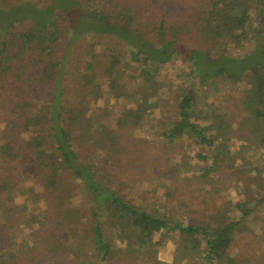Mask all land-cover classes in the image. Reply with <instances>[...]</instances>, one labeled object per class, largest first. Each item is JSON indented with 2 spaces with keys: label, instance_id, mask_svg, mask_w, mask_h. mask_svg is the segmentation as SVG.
Instances as JSON below:
<instances>
[{
  "label": "trees",
  "instance_id": "16d2710c",
  "mask_svg": "<svg viewBox=\"0 0 264 264\" xmlns=\"http://www.w3.org/2000/svg\"><path fill=\"white\" fill-rule=\"evenodd\" d=\"M58 1L0 5V120L10 139L5 147L16 149L7 166L14 179L20 174L42 190L28 217L30 205L4 196L0 175V264H165L159 251L174 233L176 264L193 256L240 264L230 255L235 236L258 210L255 196L264 202V0H69L60 9ZM15 12L28 15L11 19ZM236 36L255 40L253 52L218 56ZM95 43L103 51L96 53ZM179 66L191 69L192 88L181 93L163 74L182 77ZM198 84L237 86L241 96L230 98L234 110L200 118ZM131 102L137 111L162 113L166 141L195 140L205 151L198 157L209 162L205 178L257 155L242 188L248 201L234 207L238 220L181 224L114 185L126 136L145 125L134 111L117 113ZM238 143L246 155L232 152Z\"/></svg>",
  "mask_w": 264,
  "mask_h": 264
},
{
  "label": "rangeland",
  "instance_id": "374dc122",
  "mask_svg": "<svg viewBox=\"0 0 264 264\" xmlns=\"http://www.w3.org/2000/svg\"><path fill=\"white\" fill-rule=\"evenodd\" d=\"M2 3L4 4L5 0L3 2L0 0V5H3ZM70 4L69 0H59L56 7L60 9ZM49 6L50 4L45 3L39 8L43 10ZM16 15H28V12H15L10 18L12 19ZM2 17L3 14L0 13V19ZM255 47V40L252 42L244 40L243 42L242 38L236 36L232 39L231 45L219 50L217 54L220 57L229 56L231 58L235 55L244 56L236 57L241 59L249 56ZM93 49L99 53L103 51V46L95 43ZM129 59L131 58L129 57ZM179 67L182 77H172L168 71L163 74L167 81L172 80L171 90L181 93L192 88L189 83L191 69L186 66ZM134 68L136 69V67ZM133 73L131 70L129 75H133ZM221 86L223 89L218 91L212 85L207 84H198L193 88V91L200 95V103L204 108L198 111L200 118L212 119L226 108L234 110L235 101L230 98L240 97L241 92L238 91L237 86L232 89L227 85ZM101 88L102 85L99 84L96 94L101 98L102 105L104 101L102 98H105V94ZM52 90L53 85L51 86ZM205 95L211 101H208L209 99ZM130 104L132 105L130 107L121 104L120 109L122 110L116 109L117 113L120 115L122 111L125 113L134 111L137 118L145 120V125L135 133L126 136L124 143L128 147V154L123 157L121 166L118 167L120 181L115 180L117 183L114 185L117 187H120V184L126 185L124 193L130 195L137 205L157 215L170 216L181 224L208 227L238 220V213H235L234 207L248 201V193L242 188L249 182L251 183L249 179L252 178L251 171L256 165L257 155L255 157L252 153L251 157L246 159L248 164L238 161L234 166L230 161L223 169L205 178L203 169L209 167V162L202 161L198 157L205 151L194 142L195 140L184 138L175 139L172 142L166 141L162 132H164L168 120L162 113L156 108L149 114L143 110L137 111L133 107L137 103L131 102ZM166 110L168 109L166 108ZM163 113L166 114L165 111ZM199 126L204 128L201 124ZM6 128L5 120H0V173L3 170H9L7 173L0 174L2 178H5L3 182H6L7 186L4 196L12 194V197L18 202L23 201L27 206L29 204L30 211H27V216L31 217L35 212L32 196L39 194L42 190L40 186L28 185V179L20 174L17 179L11 175L12 167H8L7 164L9 157L16 154V149L15 146L5 147V144L10 142L6 136L8 135ZM238 144L239 146H235L232 152H242L246 155V150L240 147L244 143ZM146 172L148 174H145ZM255 199L258 210L249 221L243 224L241 231L235 236L230 251V255L240 264H264V202L261 201L260 195H256ZM3 217L4 215L0 211V223L4 221ZM39 231L37 230L36 233ZM179 245V234H171L165 242L164 248L160 249L158 259L165 264H176L175 257ZM76 246L77 243H74V249ZM180 264L207 263L201 261L199 257L193 256L184 259Z\"/></svg>",
  "mask_w": 264,
  "mask_h": 264
}]
</instances>
